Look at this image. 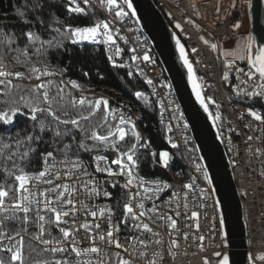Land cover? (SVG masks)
<instances>
[{"label": "snow or ice", "instance_id": "snow-or-ice-1", "mask_svg": "<svg viewBox=\"0 0 264 264\" xmlns=\"http://www.w3.org/2000/svg\"><path fill=\"white\" fill-rule=\"evenodd\" d=\"M237 6L230 0L229 8ZM239 6L251 9L252 0H240ZM96 7L109 16L80 24ZM134 16L133 0H14L11 12L0 13V264H186L190 254L201 253V264H232L210 166L201 163L205 158L195 154L199 149L190 147L187 136L168 135L172 121L183 118L168 99L172 85L159 84L168 90L160 96L145 71L156 64L148 50L130 48V63L117 62L125 52L118 40L128 43L118 25ZM241 26L237 22L232 29ZM175 28L184 31L179 22ZM174 39L192 91L227 148L229 165L236 169L241 160L249 165L258 160V175L264 177V47L254 49L251 33L236 41L235 49L199 37L223 58L221 80L230 86V101L245 105L233 110L241 129L220 102L205 95L212 85L196 76L185 45ZM87 44L106 46L113 67L127 68L130 80L140 78L151 88L150 94L132 95L158 111L160 130L174 151L154 149L138 125L141 117L131 115L127 104L87 95L91 90L68 75L72 61H61ZM234 135L243 137V149ZM178 160L192 168L186 182L145 172L171 171ZM206 240L220 250L207 254ZM247 259L264 264V251Z\"/></svg>", "mask_w": 264, "mask_h": 264}, {"label": "built area", "instance_id": "built-area-1", "mask_svg": "<svg viewBox=\"0 0 264 264\" xmlns=\"http://www.w3.org/2000/svg\"><path fill=\"white\" fill-rule=\"evenodd\" d=\"M156 8L161 12L167 24L172 28L177 37L181 39V43L185 45L186 52L193 64L195 74L198 78H203L205 85H212L211 88H206L205 95L212 96L215 100L222 104L223 113L228 116L229 119L233 121L238 127L242 129V124L235 119L233 110L239 111L244 108L245 105L236 103L234 98L230 101L229 97L230 86L225 84L221 80L224 68L221 63V59H217L218 53L211 51L210 46L204 45L199 39L201 35L205 36L206 39L214 40L216 42H231L230 49L236 48V41L241 40L244 36L250 33V13L247 7L241 8L239 6L240 0H237L238 6L236 8H229L230 0H151ZM95 11L98 12L101 19L108 17L109 14L105 8L96 7ZM224 10H227L228 14H224ZM219 17V18H218ZM189 18L195 21V24L189 23ZM179 22L182 25L184 31L175 28V24ZM241 23V28L233 31L232 25L234 23ZM195 25H199L197 28ZM121 27V35L125 36L128 40L127 44L123 41L118 43L125 52L122 53V57L118 58L117 62L120 60L128 61L130 63V55L127 50L133 47L137 48L138 53H142L144 50H148L149 54L156 61L155 55L150 48L147 39L141 33L135 20L132 17L126 18L123 25H118ZM133 29V31H127V29ZM139 41V46L138 42ZM195 47L198 49L196 54L191 53V49ZM198 61V62H197ZM239 66L246 67L244 62H238ZM128 71L127 68H123ZM149 77L154 80L158 85L157 91L160 96L166 95L167 89L159 87L161 83H168L161 67L157 64L154 66H148L145 68ZM234 79V77H233ZM35 83V81H33ZM146 85V84H145ZM149 94L151 93V88L146 85ZM108 97L107 95H103ZM110 98V97H109ZM156 99V98H154ZM168 99L174 101L173 107L179 106L174 93L171 89V95ZM111 100V98H110ZM112 104H124L119 101L111 100ZM167 104V100L165 101ZM210 111H215L214 107L210 106ZM158 112V111H157ZM181 112L180 107H178L177 115ZM131 115L139 116L138 113L131 111ZM168 116L171 113L166 114ZM158 121H159V116ZM183 117V115H182ZM186 123L184 118L179 121H172L173 133L168 135L174 136L176 139H180L182 136H187L191 141L190 147H196L191 132L189 128L184 129L183 125ZM179 124V127H177ZM139 125V121H138ZM246 131V130H245ZM234 143L239 144L241 149H243V137H233ZM222 148L226 154L227 160L229 161L230 155L227 154V148L222 144ZM197 148V147H196ZM174 151V150H172ZM199 155L198 153H195ZM180 162L181 168L171 171L163 170L166 173V180L170 183H183L186 182L188 174L192 171L191 166L187 160H178ZM202 163V162H201ZM231 176L237 191V195L240 200L243 219L246 228V244L249 254L256 255L261 251H264V177L258 175L261 169V162L258 160H252L251 164L247 160H241L239 168H232L230 165ZM251 168V172L249 171ZM180 172V176L175 174ZM247 192V195L242 193ZM211 203V201H209ZM210 214L213 213L211 208L208 209ZM218 227V224H217ZM203 231L207 232V227L205 226ZM252 241V246L249 245L248 241ZM219 241L217 240V243ZM207 247V254H211L214 250L209 241H205ZM193 250H195L193 248ZM204 253L192 256L191 254L186 258V264H201V256ZM215 260V257H213Z\"/></svg>", "mask_w": 264, "mask_h": 264}, {"label": "water", "instance_id": "water-1", "mask_svg": "<svg viewBox=\"0 0 264 264\" xmlns=\"http://www.w3.org/2000/svg\"><path fill=\"white\" fill-rule=\"evenodd\" d=\"M133 7L136 9V16L132 18L147 39L168 83L172 85V91L192 139L199 149V155L205 158L201 162L210 166L209 172L214 179L213 186L217 189L216 198L221 201L218 212L224 216L225 231L229 234L230 243L226 251L230 260L232 264H248L245 222L229 163L221 143L216 139L212 121L192 91L187 68L175 43L174 35L175 37L177 35L151 0H133ZM249 13L250 33L256 40L254 49L264 47L262 0H252Z\"/></svg>", "mask_w": 264, "mask_h": 264}, {"label": "trees", "instance_id": "trees-1", "mask_svg": "<svg viewBox=\"0 0 264 264\" xmlns=\"http://www.w3.org/2000/svg\"><path fill=\"white\" fill-rule=\"evenodd\" d=\"M13 2L14 0H0V13L11 12V4ZM262 2L264 10V0ZM96 19H101V17L97 11L92 9L89 18L83 19L79 23L82 25L88 24ZM105 47L101 44H87L83 52L74 48L72 56L64 57L61 64L63 65L67 60L71 59L72 66L68 73L71 78L76 79L84 89H90L95 95H107L113 101L127 104L132 111L138 113L141 117L139 127L143 134L152 140L153 148L157 151L171 150L165 139L164 132L160 130L158 112L144 108L142 102L137 101L132 95V92L136 90L149 93L147 86L140 78L130 80L127 76V70L113 67L107 59V55H110L111 52L106 53ZM83 72H88L89 75L85 77ZM144 125H147V128ZM180 168L181 165L178 161L172 170ZM145 172L159 175L164 179L167 178L166 173L162 169L146 168Z\"/></svg>", "mask_w": 264, "mask_h": 264}, {"label": "crops", "instance_id": "crops-1", "mask_svg": "<svg viewBox=\"0 0 264 264\" xmlns=\"http://www.w3.org/2000/svg\"><path fill=\"white\" fill-rule=\"evenodd\" d=\"M233 44V43H232ZM231 44V42H225L224 44H223V47L224 48H227V49H230V46L232 45Z\"/></svg>", "mask_w": 264, "mask_h": 264}, {"label": "rangeland", "instance_id": "rangeland-1", "mask_svg": "<svg viewBox=\"0 0 264 264\" xmlns=\"http://www.w3.org/2000/svg\"><path fill=\"white\" fill-rule=\"evenodd\" d=\"M85 94H87V95H92V94H93V92H92V91H90V92H86Z\"/></svg>", "mask_w": 264, "mask_h": 264}, {"label": "bare ground", "instance_id": "bare-ground-1", "mask_svg": "<svg viewBox=\"0 0 264 264\" xmlns=\"http://www.w3.org/2000/svg\"><path fill=\"white\" fill-rule=\"evenodd\" d=\"M154 54V53H153ZM155 55V54H154ZM155 58H156V56H155ZM156 62H157V59H156ZM157 64H158V62H157ZM159 65V64H158ZM160 66V65H159ZM167 79V78H166ZM168 81V80H167Z\"/></svg>", "mask_w": 264, "mask_h": 264}]
</instances>
